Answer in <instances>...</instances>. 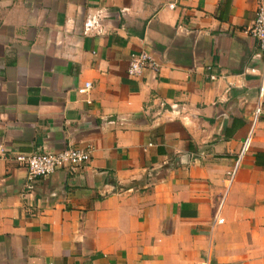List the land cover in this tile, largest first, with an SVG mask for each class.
<instances>
[{"label":"crops","instance_id":"0c3cea01","mask_svg":"<svg viewBox=\"0 0 264 264\" xmlns=\"http://www.w3.org/2000/svg\"><path fill=\"white\" fill-rule=\"evenodd\" d=\"M257 9L0 0V144L94 149L34 181L0 157V264H264V113L227 181L264 81ZM141 51L161 68L131 77Z\"/></svg>","mask_w":264,"mask_h":264},{"label":"built area","instance_id":"2783aa9c","mask_svg":"<svg viewBox=\"0 0 264 264\" xmlns=\"http://www.w3.org/2000/svg\"><path fill=\"white\" fill-rule=\"evenodd\" d=\"M258 9L252 25L247 29V33L254 38L260 51L264 54V0H257ZM161 68L160 63L147 51H141L131 56L128 73L131 77H141L146 71L158 72ZM214 80L215 77L213 76ZM92 89V84L87 82L84 87L78 89V93L86 95ZM264 113V81L259 88V102L254 111V120L251 133L244 144L243 151L233 171L228 173V184H232L236 172L239 169L243 156L249 151L250 143L253 138L254 127ZM93 147L68 148L63 151H53L47 147H42L34 153L13 152L0 144V157L14 161L19 167L27 171L28 180L47 178L55 174L58 170L66 169L78 172L87 166L92 159ZM218 223L224 220L217 218Z\"/></svg>","mask_w":264,"mask_h":264},{"label":"trees","instance_id":"16d2710c","mask_svg":"<svg viewBox=\"0 0 264 264\" xmlns=\"http://www.w3.org/2000/svg\"><path fill=\"white\" fill-rule=\"evenodd\" d=\"M259 158H260V156H259Z\"/></svg>","mask_w":264,"mask_h":264}]
</instances>
